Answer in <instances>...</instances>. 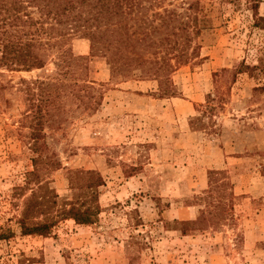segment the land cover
<instances>
[{
	"label": "rangeland",
	"instance_id": "rangeland-1",
	"mask_svg": "<svg viewBox=\"0 0 264 264\" xmlns=\"http://www.w3.org/2000/svg\"><path fill=\"white\" fill-rule=\"evenodd\" d=\"M157 1L142 0L146 17L187 7ZM187 13L198 17L199 57L171 73L173 93L139 73L111 76L78 33L62 46L85 58L74 79L90 89L19 91L55 74L56 48L45 70L0 67V264H264V0H199ZM33 145L47 163L37 182L58 196L52 212L80 198L98 207L92 224L21 235ZM88 171L102 177L97 202L81 179ZM202 216L185 235L174 225Z\"/></svg>",
	"mask_w": 264,
	"mask_h": 264
},
{
	"label": "trees",
	"instance_id": "trees-1",
	"mask_svg": "<svg viewBox=\"0 0 264 264\" xmlns=\"http://www.w3.org/2000/svg\"><path fill=\"white\" fill-rule=\"evenodd\" d=\"M181 1H186L184 14L165 8L162 13L153 12L146 17L148 7L143 6L142 0H0V67L11 72L45 70L54 59L49 53L56 48L55 74L40 76L32 82L21 81L19 91L51 95L90 89L84 80L80 84L74 79V70L82 71L80 61L85 58L74 55L70 47L62 46L68 37L78 33L90 42L91 53H101L108 58L111 76L131 79L139 73L141 80L157 81L160 93H173L168 83L171 73L199 57V46H192L193 37L200 31L196 27L198 17L187 13L198 10L199 0ZM66 78H72L73 82L68 84L64 81ZM3 90L6 88L2 85L0 91ZM43 119L41 114L37 124L42 125ZM200 121L201 118L196 117L192 123ZM36 146L33 148L38 155L32 159L34 168L28 174L35 187L29 189L30 196L17 220L21 235L48 236L62 220H73L78 225L92 224L98 207L86 206L80 198L63 200L55 213L52 212L58 196L47 184L37 182L47 163ZM80 174L81 179L92 180L85 189H89L91 201L97 202L93 188L102 184V177L92 171ZM77 189L80 191L81 187ZM34 214H44L45 220L30 223ZM207 222L202 216L197 221H174V225L185 235Z\"/></svg>",
	"mask_w": 264,
	"mask_h": 264
}]
</instances>
